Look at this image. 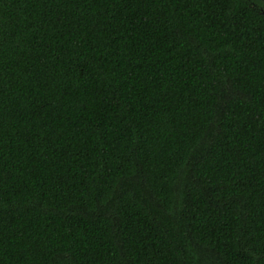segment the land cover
Masks as SVG:
<instances>
[{"label":"trees","instance_id":"obj_1","mask_svg":"<svg viewBox=\"0 0 264 264\" xmlns=\"http://www.w3.org/2000/svg\"><path fill=\"white\" fill-rule=\"evenodd\" d=\"M249 1L0 0V264H264Z\"/></svg>","mask_w":264,"mask_h":264},{"label":"flooded vegetation","instance_id":"obj_2","mask_svg":"<svg viewBox=\"0 0 264 264\" xmlns=\"http://www.w3.org/2000/svg\"><path fill=\"white\" fill-rule=\"evenodd\" d=\"M249 2L253 7L258 9L261 14H264V0H250Z\"/></svg>","mask_w":264,"mask_h":264}]
</instances>
